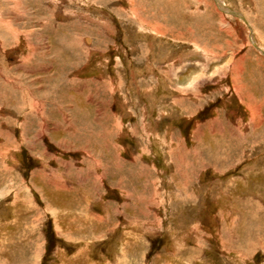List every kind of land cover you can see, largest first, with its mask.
<instances>
[{
  "label": "rangeland",
  "instance_id": "374dc122",
  "mask_svg": "<svg viewBox=\"0 0 264 264\" xmlns=\"http://www.w3.org/2000/svg\"><path fill=\"white\" fill-rule=\"evenodd\" d=\"M0 264H264V0H0Z\"/></svg>",
  "mask_w": 264,
  "mask_h": 264
}]
</instances>
